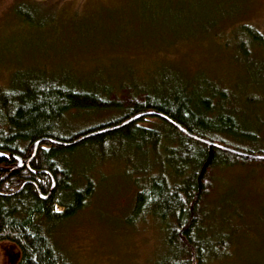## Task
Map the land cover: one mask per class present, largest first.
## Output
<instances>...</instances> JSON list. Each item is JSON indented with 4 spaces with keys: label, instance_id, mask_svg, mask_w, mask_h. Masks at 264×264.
<instances>
[{
    "label": "rangeland",
    "instance_id": "obj_1",
    "mask_svg": "<svg viewBox=\"0 0 264 264\" xmlns=\"http://www.w3.org/2000/svg\"><path fill=\"white\" fill-rule=\"evenodd\" d=\"M14 1L0 0V87L19 65L64 73L74 82L105 83L117 77L109 97L127 106L134 100L129 85L135 82L161 87L170 79H207L240 96L235 101H241L240 120L264 138V41L259 44L239 29L249 24L264 37V0H58L55 8L61 11L53 23L33 27L11 11ZM40 1L46 8L48 1L54 2ZM163 16L172 22L161 33L157 21ZM102 21L105 29L120 25L107 34L127 37L120 41L123 47L116 50L114 41L98 38ZM121 113H74V118L65 119L62 134L91 128ZM153 123L157 121L145 122ZM244 144L241 148L264 150L262 141ZM123 145L89 146L69 154L75 165L90 170L97 185L87 205L54 229L55 239L75 264H155L166 252L162 224L134 207L140 186L149 184L145 170L158 171L168 164L169 154L164 146L140 150ZM214 173L215 185L206 200L211 201L213 219L205 238H215L210 229L223 232L227 227L233 233L228 241L234 253L210 264H264V164L218 168ZM20 259L16 244L0 242V264H17Z\"/></svg>",
    "mask_w": 264,
    "mask_h": 264
},
{
    "label": "trees",
    "instance_id": "obj_2",
    "mask_svg": "<svg viewBox=\"0 0 264 264\" xmlns=\"http://www.w3.org/2000/svg\"><path fill=\"white\" fill-rule=\"evenodd\" d=\"M53 1H48L46 8L40 0H15L11 11L27 26H46L61 11L55 8L58 0ZM170 22L165 16L159 18L157 25H161V33L167 31L165 25ZM103 25L104 21L97 25L98 38L114 41L116 50L123 47L120 41L124 37L107 34L120 25H108L107 29ZM239 29L241 34L263 43V35L254 26L242 24ZM135 31L136 28L132 30L133 35ZM127 40L126 37L123 42ZM23 66H17L8 82L0 87V242L10 241L19 247L21 259L17 264H75L55 239L54 229L87 205L97 185L87 173L90 170L75 165L69 154L85 147L101 149L109 144H129L140 150L164 146L169 154L167 165L153 173L145 170L149 184L140 186L135 196L134 211L146 212L163 226L166 252L155 264H210L232 256L234 252L230 251L228 241L233 237L230 229L224 225L223 232L210 229L215 238H205V229L212 225L208 221L213 219L211 201L206 200L215 185L214 172L218 168L249 166L253 162L264 164V159L210 146L157 115H145L74 145L51 140L70 142L135 114L156 111L196 136L246 153L264 155L261 149L241 148L245 146L244 141L264 142V138L254 126L240 120L241 101L235 102L240 96L207 79L200 83H175L170 79V83L161 87L145 81L129 85L135 97L125 106L119 99L109 97L117 77H108L105 83L90 79L74 82L64 73ZM123 84L119 81V86ZM116 111L122 113L102 124L62 134L66 130L63 129L65 119L74 118L76 113ZM152 119L157 123L145 124ZM36 141L40 142L30 168H19L15 156L30 158ZM53 179L55 186L43 199L40 193L48 194Z\"/></svg>",
    "mask_w": 264,
    "mask_h": 264
},
{
    "label": "water",
    "instance_id": "obj_3",
    "mask_svg": "<svg viewBox=\"0 0 264 264\" xmlns=\"http://www.w3.org/2000/svg\"><path fill=\"white\" fill-rule=\"evenodd\" d=\"M145 115H157V116H161V117L167 119L168 121H170L171 123H173L175 126H177L184 133L188 134L189 136H191V137H193V138H195L197 140H200V141H202L204 143H207L210 146H215V147H218V148H222V149H224L226 151H229V152H232V153H236V154H239V155L249 156L251 158L264 159V155H257V154L246 153V152H243L241 150H237L235 148H231V147H228V146H225V145H221V144L215 143L213 141H210L208 139H205V138L196 136V135L190 133L189 131H187L185 128H183L181 125H179L178 123H176L172 119H170V118L166 117L165 115H163V114H161L159 112H156V111H145V112H141L139 114H135V115L131 116L130 118L126 119L123 122H120V123H117L115 125H111V126H107V127H104V128H99L97 130L91 131V132L86 133V134L80 136L79 138H77V139H75L73 141H70V142H63V141H59V140H51V141L54 142V143H57V144L74 145V144H77V143H79V142H81V141H83V140H85V139H87L89 137H92V136H95V135H98V134H102V133H105V132H108V131H113L115 129H118L120 127H123L126 124H129V123H131V122H133V121H135V120H137L140 117H143ZM39 142L40 141H36L35 142V144H34V151H33V153H32V155H31L30 158L24 160L20 156H15L16 159L18 160L17 166L19 168H23L24 166H27L28 168H30V162L32 161V159L36 155ZM25 184H26V182L21 186L20 189H22ZM54 186H55V180L53 179V183H52L51 189L48 192V194H42V193H40V196L43 199H46L48 197V195L51 193V191L54 188Z\"/></svg>",
    "mask_w": 264,
    "mask_h": 264
}]
</instances>
